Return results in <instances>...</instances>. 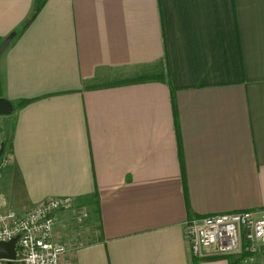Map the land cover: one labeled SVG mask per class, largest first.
<instances>
[{"label": "crops", "instance_id": "0c3cea01", "mask_svg": "<svg viewBox=\"0 0 264 264\" xmlns=\"http://www.w3.org/2000/svg\"><path fill=\"white\" fill-rule=\"evenodd\" d=\"M12 32L0 198H74L60 264H264V246L186 241L192 217L264 208V0H0V43ZM140 66L155 77L114 81Z\"/></svg>", "mask_w": 264, "mask_h": 264}, {"label": "built area", "instance_id": "2783aa9c", "mask_svg": "<svg viewBox=\"0 0 264 264\" xmlns=\"http://www.w3.org/2000/svg\"><path fill=\"white\" fill-rule=\"evenodd\" d=\"M4 157L0 169L9 166ZM71 196L49 197L26 211L6 208L0 198V241L17 240L16 264H60L67 247L54 242L56 215L71 210ZM89 217L86 209L76 215L81 226ZM186 241L194 256H253L264 246V208L192 217L186 224ZM0 264H9L0 259Z\"/></svg>", "mask_w": 264, "mask_h": 264}, {"label": "water", "instance_id": "95a60500", "mask_svg": "<svg viewBox=\"0 0 264 264\" xmlns=\"http://www.w3.org/2000/svg\"><path fill=\"white\" fill-rule=\"evenodd\" d=\"M15 36L16 32H12L0 43V58L9 47ZM11 111V103L3 98H0V113L9 114ZM3 151L4 144H2L0 148V159ZM17 240L18 237H15L9 241H0V259L8 260L9 264H16L14 261L17 258Z\"/></svg>", "mask_w": 264, "mask_h": 264}, {"label": "rangeland", "instance_id": "374dc122", "mask_svg": "<svg viewBox=\"0 0 264 264\" xmlns=\"http://www.w3.org/2000/svg\"><path fill=\"white\" fill-rule=\"evenodd\" d=\"M149 70H151V69H148V67L140 66L134 72H132V75H133L132 77L131 76H128V77L126 76V77H122V78L118 77L114 81L123 80V79H126V80L141 79V78L145 77L146 74L149 73ZM11 128H12L11 119H9V118L0 119V131L5 134L4 141L6 143L10 142ZM10 153H11V149H10V151H8L6 153L5 156L1 157V159H3L4 157H8L9 160H11L12 157H11ZM1 159H0V162H1Z\"/></svg>", "mask_w": 264, "mask_h": 264}, {"label": "trees", "instance_id": "16d2710c", "mask_svg": "<svg viewBox=\"0 0 264 264\" xmlns=\"http://www.w3.org/2000/svg\"><path fill=\"white\" fill-rule=\"evenodd\" d=\"M39 9H40V8H37L36 10H34V11L32 12L31 16L28 18V20H26V21L24 22V24L22 25V27L20 28V30H24V29H26V28L29 26V24H30L31 21L34 19V17H35L36 14H37V11H38ZM154 77H155V76H153V74L148 73V74L145 75V77H143V78H141V79H136V80L152 79V78H154ZM130 81H134V80H130ZM29 101H30V100L22 101V102L19 104V106H22L23 104H25V103H27V102H29Z\"/></svg>", "mask_w": 264, "mask_h": 264}]
</instances>
